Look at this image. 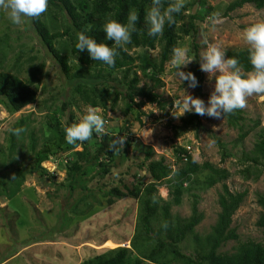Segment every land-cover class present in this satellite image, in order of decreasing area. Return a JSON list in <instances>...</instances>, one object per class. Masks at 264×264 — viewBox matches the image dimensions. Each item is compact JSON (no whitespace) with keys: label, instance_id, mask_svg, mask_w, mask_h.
<instances>
[{"label":"trees","instance_id":"16d2710c","mask_svg":"<svg viewBox=\"0 0 264 264\" xmlns=\"http://www.w3.org/2000/svg\"><path fill=\"white\" fill-rule=\"evenodd\" d=\"M163 2L166 7L171 0H163ZM151 3L152 0H49L46 13L49 12L53 20L61 23L63 26L61 31H51L55 23L47 24L46 19H43L44 14L30 20L40 45L58 64L62 75L71 81L82 79L77 82L73 90L72 100L61 102L60 112L69 110L71 105L78 106L81 102L86 106L98 107L105 114L107 108L113 111L121 101L123 115H131L140 121V117L144 115L141 108L145 103L156 104L161 110H165V103L154 89L162 85L160 74L163 73L165 64L171 60L173 48L184 36H190L193 39V54L197 58L193 61L190 71L198 81L195 87L196 97H203L201 90L204 76L200 70L198 44L194 38L197 34L196 22L203 21L210 15L211 7L206 6L205 0H193L185 5L180 13L175 14V24H166L162 35L152 37L148 35V25L145 22V15ZM245 3L253 4L257 9L264 8V0H233L226 6L222 16L241 8ZM195 4L198 5V9L192 13L191 8ZM187 7L190 8L189 13H185ZM131 9H135L139 14L137 30L132 34L131 43L127 45L128 51L119 52L114 67L94 61L87 50L82 52L76 50L77 36L81 32L93 37L98 43L103 42L111 47L114 41L106 38L103 25L110 19L126 23ZM64 37L67 39L58 41ZM8 39L7 33L0 38V106L4 107L9 114H15L26 106L36 103L37 90L34 85L40 81L37 75L41 74L44 63L40 62L38 66L31 64L27 71L29 76L22 78L18 75L22 64L20 59L24 56L20 51L15 54L14 62L3 69L2 59L5 51L1 49L9 48ZM56 43L59 47H56ZM67 49L71 55H76L79 66L86 65L88 69L72 72L70 56L64 53ZM132 49H142V51L135 55L131 53ZM154 49H158L156 57L146 55L147 50ZM226 56L237 58L243 71H252L248 48L226 50ZM32 59H34L33 56L29 57L28 62ZM141 79L149 80L153 84L148 85L145 82L141 85ZM184 84L188 85L187 81ZM136 98L141 100L136 102ZM55 101L56 98L52 97L47 109H50ZM169 106H172V102H169ZM164 115L167 116L168 112ZM186 115V118L181 119L180 126H173L176 137L188 129L201 127L199 115L194 112ZM73 117L74 114L70 111L64 126L59 118L51 119L49 131L43 132V141L39 148H37L34 131H24L20 137L9 132L6 147L0 148V197L8 200L16 197L25 174L48 175L50 172L42 164L58 155H63L62 167L67 181V185L63 183L62 185L67 186L69 191L75 189L76 184L81 185V189L89 191L90 189L81 184L83 176L90 174L93 169H97L96 175L106 174L117 156H124L132 151L143 154L138 167L145 174H136L132 187L113 186L106 192L112 198L110 201L127 198L135 200L136 218L132 236L128 240L129 246L99 250L83 246L81 260L71 264H264V243L252 239L240 240L236 227L232 226V217L242 204L246 193L231 191L223 183L230 176L226 168L207 161L198 163L192 157L190 149L180 145L173 146V164L166 163L164 156L154 159L153 148L132 135L130 124L127 122L117 132L108 130L106 124L107 134L97 136L94 133L90 141L69 144L65 139V129L72 125ZM224 118L226 123L237 131L236 139L233 141L234 147L256 130L252 150L243 151L238 157V162L244 166L240 171L244 179H258L264 173V125L259 118L246 117L243 110L225 115ZM30 120V115H22L12 127L25 129ZM25 133H28L29 137L25 153L29 156L26 160L16 161V164L12 161L15 160L18 142H21L18 145L19 152L23 153L22 139ZM120 138H125L123 148L117 144L116 148L119 150L110 149L113 141ZM215 139L222 161L236 157V154L223 142ZM89 142L92 150L88 147ZM78 147L81 149L76 150ZM55 177L52 175V179ZM218 183H222V190L218 192L219 211L216 220L208 233L199 234L195 229L203 220L204 214L198 210L199 194L194 190H207ZM162 185L167 189V198L158 194V187ZM185 193H189L192 197L191 214L187 217L172 214V207L181 205ZM87 196L88 194L84 197ZM153 197L156 198V203L153 202ZM257 203L262 210L256 225L264 228V194L257 195ZM76 207L77 204L73 207L75 209L71 210L73 215L86 213L83 208L77 211ZM32 208L35 210L34 207ZM165 221L169 224L167 229L162 227ZM103 230L101 229L100 233H103ZM90 239L80 241L75 237H67V242L77 247L81 243H89ZM187 241H190L191 245H187ZM229 241L236 242L233 252L220 251V248ZM53 242L58 243L59 240ZM26 246L25 244L23 247ZM186 250H189V253ZM77 253L78 251H73L74 256H77Z\"/></svg>","mask_w":264,"mask_h":264},{"label":"rangeland","instance_id":"374dc122","mask_svg":"<svg viewBox=\"0 0 264 264\" xmlns=\"http://www.w3.org/2000/svg\"><path fill=\"white\" fill-rule=\"evenodd\" d=\"M192 1L187 0L185 5ZM205 1L206 6L211 7V10L210 15L206 16L203 21L196 22L197 34L194 41L198 44V56L204 50L201 41L205 36L210 41L219 43L226 50L248 48L243 40V32L250 25L264 21V8L257 9L253 4L245 3L241 8L229 12L223 17L226 6L233 0ZM194 6H196L195 11L198 9V5L195 4L191 8V12ZM187 8L185 13L190 12V8ZM0 13L2 14L0 16V38H3L5 33L9 34V48L7 50L1 49L3 52L5 51L2 68L5 69L7 65L13 63L15 54L20 51L24 54L20 59L22 63L21 69L18 71L20 77L27 78L29 76L27 71L31 64L38 66L40 62L44 63L41 74L37 75L40 81L34 85L37 90L36 103L26 106L15 114H9L4 107L0 106V148L4 149L7 145L9 137L7 129L12 127L22 115H30L31 120L25 128V132L30 130L35 132L37 148H39L43 141V132L49 131L48 126L52 123L51 119L59 118L62 126H64L70 111L74 114L72 124L82 119L86 108L89 106L83 105L81 102L78 103V106L71 105L69 110L59 111L62 101L72 100L73 90L77 86V82L82 81V79L71 81L62 75L58 64L40 45L30 20L23 26L17 27L7 19L5 13L2 11ZM213 14H218L222 23L213 25L211 22ZM44 15L46 17L43 16V19H46L47 24L55 23V26L53 24L54 28L51 27V31H61L63 26L59 21L53 20L49 12L44 13ZM64 39L66 40L67 37L58 41ZM177 46L190 48L189 55H194L192 37L184 36L178 41ZM56 47H59L58 43H56ZM141 51L142 49H132L131 53L138 55ZM64 53L70 56L69 62L72 72L78 69L82 71L88 69L86 65H78L76 55H71L69 49ZM157 53L158 49L146 51V55L151 57H156ZM32 56L34 59L28 62L29 57ZM192 67L193 62L182 70L187 72ZM203 76L201 93L202 99L207 104L209 96L214 90L215 77L209 80L208 74L205 72H203ZM160 79L162 85L155 88L154 92L165 103V110H161L156 104L145 103L141 108L144 115L138 121L131 115H123L121 101L118 102V107L115 110L112 111L107 108L105 114L99 108L103 117L106 118L108 130L117 132L127 122L130 124L132 135L140 139L143 144L153 148L155 153L153 158L158 159L160 156H164L168 164L174 162L173 146L180 145L190 149L192 157L198 163L207 161L218 167L226 168L230 176L223 183L231 191H244L246 193L242 204L232 217V226L236 227V233L240 240L252 239L264 243V228H259L256 225L262 210L257 203V195L264 194V173L255 180L244 179L240 173L244 166L238 162V157L243 151L252 150L256 130L250 133L242 143L234 147L233 141L236 139L237 131L226 123L224 117L217 119L207 115H199L198 120L201 127L188 129L176 137L173 126H180L182 124L181 119L186 118L187 113L178 119L174 118L171 114L173 102L180 98L184 90L196 96L195 88L185 85L184 82L181 84L175 76V70L170 61L165 64ZM145 82L148 85L153 84L149 80L141 79V85ZM52 97L56 98V101L50 109H47ZM140 100V98H136V102ZM169 102H172L171 107ZM242 110L246 117L259 118L261 124L264 125V94L248 97L247 105ZM165 112H168L167 116L164 115ZM215 138L232 150L236 157L222 161ZM28 141V133H25L22 139L23 153L19 152L20 147L18 145L21 142H18L15 160L12 162L17 164L16 161L18 160H26L29 156L28 153H25ZM88 147L91 148L90 142ZM80 149L81 147L76 148V150ZM62 156H53L51 160L43 162L42 165L50 172L48 175L25 174L16 197L11 200L0 197V264H71L81 260L83 246H89L95 250L129 246L128 240L132 236L136 218L135 200L127 198L110 201L112 198L106 192L113 186L132 187L135 182V175L145 174L138 167L143 154L132 151L127 155L117 156L111 163L109 171L102 176L96 175L97 169H93L90 174L83 176L81 181V184L90 189L89 191L81 189L79 184H76V188L72 191L68 190L65 186L67 181L65 180V170L62 167L64 160ZM25 165L27 168V164ZM52 175L56 176L55 179H52ZM221 190L222 183H218L207 190H194L195 193L199 194L198 210L204 214L203 220L195 229L197 233L202 235L208 233L214 224L219 211L218 192ZM87 194L88 196L85 198L84 196ZM158 194L163 198L168 197L164 185L158 187ZM191 203L192 197L189 193H185L181 205L172 207V214H178L181 217L189 216ZM75 204H77V211L83 208L86 213L73 215L71 210L75 209L73 208ZM101 229H104L103 233H100ZM67 237H75L80 241L86 238L91 239L88 240L89 243H81L77 247H73L67 242ZM53 239L59 240V242L54 243ZM25 244L27 246L23 247ZM187 245H191V242L187 241ZM235 246V241H229L220 248V251L231 253ZM74 250L78 251L77 256H74ZM188 251L186 250V252Z\"/></svg>","mask_w":264,"mask_h":264},{"label":"clouds","instance_id":"9594fccd","mask_svg":"<svg viewBox=\"0 0 264 264\" xmlns=\"http://www.w3.org/2000/svg\"><path fill=\"white\" fill-rule=\"evenodd\" d=\"M186 2L187 0H171L165 7L163 0H152L145 15L148 35L160 36L166 24H175V14L184 9ZM48 7L49 0H0V11L5 13L7 19L17 27L23 26L29 20L39 18L47 12ZM138 20L139 14L135 9L129 11L126 23L108 20L103 25V31L107 39L114 41L111 47L103 42L98 43L93 37L81 32L78 33L75 48L81 52L87 50L94 61L114 67L119 52L128 51L127 45L131 43L132 34L137 30ZM211 22L216 25L222 23V20L218 14H213ZM243 40L248 45L249 61L252 66V71L248 72L242 70L237 58L226 56V49L219 43L210 41L206 36L202 39L204 50L199 53L200 70L208 74L209 80L215 77L214 90L207 104L202 98L184 90L180 98L173 102L171 114L174 118L178 119L186 113L194 112L200 116L207 115L222 119L225 115L244 109L248 97L264 94V21L247 27L243 32ZM189 52L188 47H174L170 64L181 84L187 81L189 87L195 88L198 84L196 76L191 71L182 70L197 58L195 55H189ZM106 124L107 121L101 110L89 106L79 122L65 129L66 142L75 145L77 142L90 141L94 133L97 136L105 135ZM7 131L20 137L26 129L9 127ZM124 140L125 138L114 140L110 149L119 150L116 148L117 144L123 148ZM153 202H157L155 197ZM168 226L167 221L162 224L165 229Z\"/></svg>","mask_w":264,"mask_h":264},{"label":"water","instance_id":"95a60500","mask_svg":"<svg viewBox=\"0 0 264 264\" xmlns=\"http://www.w3.org/2000/svg\"><path fill=\"white\" fill-rule=\"evenodd\" d=\"M195 8H196V6L193 7V9H192V13H195Z\"/></svg>","mask_w":264,"mask_h":264}]
</instances>
